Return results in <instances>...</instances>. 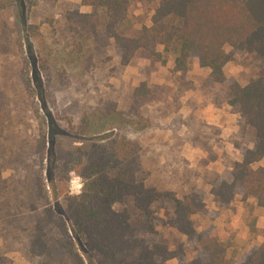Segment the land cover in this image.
Instances as JSON below:
<instances>
[{
  "label": "trees",
  "instance_id": "obj_1",
  "mask_svg": "<svg viewBox=\"0 0 264 264\" xmlns=\"http://www.w3.org/2000/svg\"><path fill=\"white\" fill-rule=\"evenodd\" d=\"M132 1L151 2L74 3L65 13L67 32L76 46L89 42L90 52L111 49L121 66L135 60L164 63L157 50L162 45L165 52L175 50L174 71L184 74L196 55L200 66L209 70L204 84L227 88L228 106L239 116L240 136L251 143L228 176L214 173L212 200L226 208L236 196L243 201L252 197L264 208V166H253L264 158V71L243 86L223 72L231 59L225 46L264 63V0H158L150 25L139 28L125 25ZM82 6H89L90 12H82ZM11 8L9 0H0V234L6 244H21L30 264H165L171 259L177 264H264V228L256 230L262 243L237 260L228 256L210 228L195 229L192 217L208 210L202 192L194 186L173 199L171 224L192 243L195 257L187 262L182 242L170 250L160 238L151 205L163 193L145 183L140 140L151 127L144 112L157 99L158 85L141 82L133 89L127 109H119L112 99L83 109L76 127L84 136L96 135V142L68 146L60 153L56 177L48 179L52 195L47 193L41 169L44 141L28 123L23 71L14 64L23 53L16 18L24 8L16 1V16ZM42 96L40 92L39 102H44ZM9 170L14 177L4 176ZM72 174L81 179L76 195L69 192ZM128 202L144 215L140 230L127 210L113 207ZM76 240L84 246V256Z\"/></svg>",
  "mask_w": 264,
  "mask_h": 264
},
{
  "label": "rangeland",
  "instance_id": "obj_2",
  "mask_svg": "<svg viewBox=\"0 0 264 264\" xmlns=\"http://www.w3.org/2000/svg\"><path fill=\"white\" fill-rule=\"evenodd\" d=\"M9 1L12 15L16 16V1H20L24 8L23 15L16 18L22 31L23 53L20 61L14 64L23 71V99L28 105V123L37 128L44 141L41 169L43 184L49 195H52V189L48 179L56 177L60 153L68 146L85 141L96 142V135L84 136L76 127L81 111L101 105L107 99L115 100L119 109H127L133 89L141 82L158 85L159 88L154 90L157 99L144 112L150 118L151 127L140 138L144 149L142 165L147 174L146 185L163 193V198L151 205L152 215L157 218L156 229L168 248L175 250L181 241L171 224L173 199L181 198L194 186L202 192L203 199L208 200L214 173L228 176L236 159L240 160L244 150L251 147V143L240 136L239 116H234L228 106L227 88L204 84L209 70L200 66L196 55L192 56L186 73L175 72L177 53L173 48L165 52L162 45L157 46L164 63L135 60L121 66L119 57L111 49L90 52L91 44L86 41L76 46L66 29L65 13L72 4L81 0ZM157 3L158 0L132 1L125 25L132 28L150 25ZM80 9L86 12L84 7ZM224 50L231 59L224 65L223 72L239 85H245L264 71V63L255 55L237 53L228 46ZM89 55L92 57L87 62ZM40 92L44 102H39ZM207 108L220 113L222 119L219 126L210 124L203 114ZM70 118L71 125L68 123ZM222 125L226 127L225 135L221 133ZM253 166H264V158ZM4 176L14 177L15 172L6 171ZM80 188L81 179L72 174L70 194H78ZM239 198L237 196L236 199ZM113 207L117 211L127 210L138 230L145 224L143 213L136 210L131 202ZM234 214V208L231 212L223 208L222 212L211 211L205 215L218 223L219 230L225 231L227 236L233 238L236 232L243 235L247 232L245 237L248 241L257 242L255 217L251 209L244 207L243 212L237 214L238 220ZM235 220L239 224L236 232L231 225V221ZM219 236L229 249V256L239 259L243 255L240 251L245 245L230 243L229 238L225 239L224 232ZM76 242L84 256V246ZM6 243L0 234V264H30L21 244ZM183 245L186 261L189 262L194 256L192 243L186 239Z\"/></svg>",
  "mask_w": 264,
  "mask_h": 264
},
{
  "label": "crops",
  "instance_id": "obj_3",
  "mask_svg": "<svg viewBox=\"0 0 264 264\" xmlns=\"http://www.w3.org/2000/svg\"><path fill=\"white\" fill-rule=\"evenodd\" d=\"M82 7L85 8L86 12H90V11H88L90 8L89 6H82ZM203 114L205 116H207L208 120H210L209 121L210 124H216L217 126H219L218 123H220L221 119H222V116L220 115V113H218L214 110H211L210 108H207V110L204 111ZM233 115L237 116V114H233ZM221 128H223L221 133L223 135L227 134L225 125H222ZM236 161H238V159H236ZM236 198H237V196L233 199V201L230 203V205L226 207L227 211L231 212L232 209L234 208L235 209L234 215L236 216V217L234 216V218H237V214H241L244 210V207L248 206L251 209V211L255 217V227L254 228L256 230L257 229H263L264 228V208L257 206L256 200L252 197L247 198L245 201H243L241 199V197L239 199H236ZM204 202L206 204V208L208 210V213H210L211 211H215V212L221 211L222 212V210H223V208L218 207L217 204L215 202H213L211 194H210V197L208 198V200H206V198H205ZM193 219L195 220L194 226H195V229L197 231H202L205 228L212 227L211 230H212L213 234H215L216 236L218 235L219 238H220L219 235L221 234V232H224L225 236H226L225 239L227 240V238H229L230 243L240 244L241 246L245 245V248H243V250L240 251L243 254H244V252H247L251 247H253L255 245H260L263 241V238L261 236L257 235L258 236L256 239L257 242H255V243L252 241L250 242V241H248V238L245 237V236H247V232L245 235H243L240 232H236L239 229V227H238L239 224H237V221H236V220H238V218L235 220L236 222L231 221V225L233 226V230H234V232H236L235 236L233 238H231L230 236H227L225 231L219 230V227H218L219 224L214 223V221L211 220L210 218L206 217L205 214H195L193 216ZM250 231H252V229H250ZM248 232H249V230H248ZM178 234H179L178 235L179 240L182 243L185 242L186 241L185 236L180 234V233H178ZM227 254L229 256V249L228 248H227ZM194 257H195V253H194V256L189 259V262ZM229 257H231V256H229ZM233 259L237 260L238 257L236 256ZM165 264H177V263H176L175 259H171V260L167 261Z\"/></svg>",
  "mask_w": 264,
  "mask_h": 264
}]
</instances>
